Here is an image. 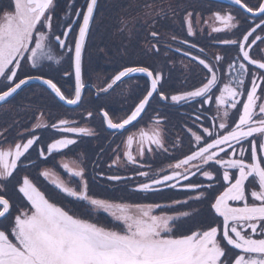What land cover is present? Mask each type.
I'll return each mask as SVG.
<instances>
[{"label":"snow or ice","instance_id":"1","mask_svg":"<svg viewBox=\"0 0 264 264\" xmlns=\"http://www.w3.org/2000/svg\"><path fill=\"white\" fill-rule=\"evenodd\" d=\"M231 3L237 6L238 11L251 14L259 22L244 32L241 39L220 41L237 49V56L227 63L226 70L223 67L225 57L221 55L214 57L215 63L193 56L205 71L201 86L168 96L158 88V85L162 87L160 73L148 67L126 66L106 87L99 89L107 92L117 82L137 73L145 74L150 81L146 94L120 122H114L109 112L101 109L107 128L114 133H122L127 126L139 123L154 94L172 105L198 101L203 108L214 103L216 115L212 120L220 122L203 127L202 131L188 129L190 140L195 145L190 154L176 158L174 163L167 165V169L155 172L141 170L145 167L151 169V165L140 163L147 153L169 151L165 145L162 121L157 114L150 128H141L138 133L129 134L124 141L123 158L129 165H139L133 175L106 177L108 181L125 186L133 184L132 191L136 193L156 195L165 188L203 190L195 198L189 196L187 200H173L171 204L115 202L89 194V182L83 166L77 164L70 168L68 163H63L64 169L79 178V187L55 179L50 182L64 194L65 199L70 198L85 208L89 216L103 210L119 222L114 227H106L51 202L45 192L28 175H24L18 182V192L30 208L19 212L8 229H0V264H264V49H261V59L252 55L253 46L259 48L257 41L264 44V35L256 34L258 29L264 32V0H259L256 6H249L243 0H231ZM96 6L97 0H86V10H81L70 2L61 24L63 27L66 23L67 27L57 35L52 31L55 0H14L12 10L4 11L0 16V102H7L22 87L39 81L59 101L78 106L86 87L82 73L83 51ZM74 8L75 16H82V22L78 25V33L69 40L76 23L70 20ZM195 18L193 12H187L183 19L189 37L197 35ZM203 23L211 35L237 28L239 22L231 11L212 10ZM152 35L155 37L157 34L153 32ZM53 41L56 47L66 51L74 67V94L71 98L52 78L18 76L24 64L37 71L45 62L60 64L64 54H55ZM181 43L189 44V41L184 39ZM189 47L195 49L197 45L191 43ZM199 51L203 53L204 49ZM225 71L227 82L221 75ZM71 75L73 73H64L65 77ZM87 115L91 117L93 114L88 112ZM47 127L38 122L26 142H16L7 149H0V181L7 182L13 178L22 158L27 159L26 154L40 140L34 134L35 130ZM50 127L61 134L94 135L92 129L70 126L65 119ZM76 142V139L62 136L48 143L46 149L41 148L38 155L47 159ZM120 160L121 156L117 155L112 165ZM215 166L222 169L220 179L213 171L206 170ZM197 173L213 183L205 185L190 181L189 176L194 177ZM41 175L48 178L50 172L46 169ZM136 178L142 179L137 181ZM181 181L189 182L181 184ZM215 184L222 188L219 194H215ZM3 188L4 184L0 183V191ZM208 190H212L213 197L209 201L210 222L199 221L195 230L189 228L181 233V224L194 219L199 211L169 214L168 209L175 205L187 206L193 199L204 201ZM10 207V201L0 195V218L7 219Z\"/></svg>","mask_w":264,"mask_h":264},{"label":"trees","instance_id":"2","mask_svg":"<svg viewBox=\"0 0 264 264\" xmlns=\"http://www.w3.org/2000/svg\"><path fill=\"white\" fill-rule=\"evenodd\" d=\"M98 0V4L94 13V18L91 23L89 34L86 39L85 48L83 51L82 58V73L85 85L83 92L82 102L76 109H67L60 105L46 90L36 85H27L23 87L10 101L0 107V146L5 144H13L20 139L17 136L18 133L28 130L29 126L36 119L38 115H44L49 120L48 127L35 130V135L40 137L39 142L33 146V149L29 150V154H26L27 159L22 158V163L18 165V169H21L23 165L28 162L29 156L33 157L39 153L41 148L46 149V145L51 143L54 139L59 137L54 129L50 127L51 124L61 119L68 120L72 125L82 127L87 124L95 131L94 136H77L76 144L63 150L60 154L61 157H72L77 154L86 155L85 168L88 171L96 170L99 168H106L111 162L106 159L100 166L102 156L107 153H111L116 141L121 136L117 134L111 139L113 134L108 133L104 130L102 120L99 116L101 109L108 111L110 117L114 121H120L124 119L127 113L134 109V106L141 99V90H138L137 83L131 79H126L117 84L111 91L103 94H96V91L92 89H102L111 82V79L126 66H138L140 64H149L152 59L159 58L162 56V48H160V54H156L152 49V44L156 42L153 38V29L149 28L148 24L141 25L138 22L140 14L145 15L150 12L149 10H155L156 5H152L151 2L160 0ZM70 2H74L75 8L81 5V8H85L86 0H56L55 10L53 12V22L57 26V30L54 32L57 35H61L67 24L64 23L61 26L68 6ZM165 2L163 8L158 9V14L167 13L169 9L174 8L175 11V34L176 39H183L184 25L183 16L187 12H196L201 8V3L212 2L210 0H161ZM247 4L258 5L259 0H243ZM151 4V7L148 6ZM8 5L6 0H2L0 3V9ZM137 5V6H136ZM142 5V6H141ZM250 6V5H249ZM142 7V8H141ZM150 7V8H149ZM75 8L72 10V15L75 14ZM125 14L129 15L126 17ZM167 14H164L165 18ZM122 17V18H121ZM132 18H135L132 20ZM80 18L78 19L79 23ZM134 21V25L131 27V32L127 33L126 28L118 29L119 23L126 22L130 24ZM73 28L70 33L69 40L76 34L77 26ZM151 23H149L150 25ZM168 24H165L166 28ZM122 25V24H121ZM128 26V25H126ZM122 28V26H121ZM161 34V32H160ZM166 35V34H163ZM184 40V39H183ZM175 56L176 61L184 58L183 53L186 49L182 46L176 45ZM180 49V51H177ZM199 47L195 49L191 48L190 61L193 66H198V60H194L193 56H199ZM65 53V50H60L59 53ZM200 58V57H199ZM200 66V65H199ZM72 73L71 61L68 56L58 64L45 62L44 66L39 71L31 68L30 65L24 64L21 71L18 73L19 78H24L26 75H43L45 78H52L54 82L58 83L61 90L69 98L72 97L74 92V83L72 75L65 77V72ZM188 72L192 74V83H200V72L191 68ZM187 74L183 75L182 70L176 69L175 72V85L176 89L183 88L184 79ZM136 79V77H133ZM125 82V83H124ZM129 83L128 89L125 87L126 83ZM160 106L157 114L162 121L163 135L165 139V145L169 149L168 153H174L173 160L181 157L185 153L194 149L195 145L190 140L189 128L193 131L199 129L202 131L203 127H209L212 123V110L205 112L204 109L212 107L211 105H204L203 108L198 101H192L191 103H185L175 105L174 113L167 110V103L157 102ZM153 101L150 103L147 113L144 114L141 120L154 121V110L152 108ZM92 112V116L88 117L87 113ZM130 114V113H129ZM199 117V120L197 119ZM137 126V125H136ZM134 128V127H133ZM136 128V127H135ZM31 134V133H30ZM30 134H25L21 138L30 137ZM117 139V140H116ZM175 145V147H173ZM168 153H162L158 157V164L160 168L164 163L171 162V158ZM38 161L43 160L38 158ZM148 161V163L146 162ZM145 163L152 166L155 161L152 158L147 157ZM48 163H54L48 161ZM17 169V170H18ZM213 171L217 179L222 176V170L215 166L208 168ZM90 177V176H88ZM91 178V177H90ZM192 182H202L205 185L213 183L207 181L206 178L201 176L199 173L196 176L189 178ZM189 181H185L182 184H186ZM93 186L92 194L99 198H112L114 196L113 190L116 188H109L107 186H99L95 183H91ZM215 194H219L222 188L215 184ZM186 190V189H164L161 193L156 195H149L143 199L144 201H173V200H187L189 196L195 198L199 191ZM207 199L204 201H196L195 199L190 200L188 205L191 210H198L199 215L194 219H191L190 227L193 230L199 227V221L205 223L210 222L211 216L209 215V201L212 200V190H208L206 193ZM183 209V206L180 207ZM189 222V221H188ZM185 227V226H184ZM188 228V229H189ZM181 229L180 232H183ZM187 231V230H186Z\"/></svg>","mask_w":264,"mask_h":264},{"label":"flooded vegetation","instance_id":"3","mask_svg":"<svg viewBox=\"0 0 264 264\" xmlns=\"http://www.w3.org/2000/svg\"><path fill=\"white\" fill-rule=\"evenodd\" d=\"M8 2V7L12 9V4L14 3V0H6ZM2 0H0V3ZM86 5V3H85ZM151 5V4H150ZM250 6H254L255 4H249ZM142 6V5H141ZM77 8H80L81 10H84L81 8V5L78 6ZM142 8V7H141ZM212 10H221V11H231L233 15L236 16L238 23L237 28H233L231 30H223L220 33H212L209 35L210 29L206 24L203 23L204 20L208 19V16L210 15V11ZM175 9L171 8L167 13L165 18L164 14L160 13L158 14V9L155 10H149L147 12H150L145 15L140 14V19L138 22H141V25L148 24L149 28L153 29L157 35L153 37L156 42H154L151 46L152 49L156 54H160V48H162V56L157 57L152 59L151 63L149 64H140L138 66L140 67H148L150 70L154 72H158L162 75V80L161 84L158 85V88L160 91H163L166 95L170 96L172 94H177L183 91L187 90H193L195 87L201 86L202 79L205 76V71L202 70V66H193L191 63L190 55H191V48L189 47V44L195 43L197 47L203 48L204 52L201 53L199 51V57L206 59V61L210 63H215L214 57L216 55H221L225 57V61L223 62V67L226 70L227 69V63L230 62L232 59H234L237 56V49L232 46V45H225L223 43H220V41L225 40V39H241L242 34L246 32L247 30L250 29V27L254 26L256 23L259 21L255 18H251L243 14L241 11H238L237 8L231 7L230 5L222 4V3H216V2H204L201 3V8L199 11L193 12L195 15V19H198V27L196 28L197 35L189 37L187 36L186 33V26H184V34L185 37L183 39H187L189 41V44H183L181 41L183 39H173V37H177L175 34ZM198 14V15H196ZM186 13L183 16V19L185 17ZM79 17H76L75 14L72 16V20H75L76 23L74 24L73 28L76 26L78 23ZM149 23H151L149 25ZM168 24V27L166 28L165 24ZM56 24H53L52 31L55 32L57 30ZM202 30V31H201ZM161 32V34H160ZM166 34V35H163ZM257 35H264V32H261L259 29L257 30ZM62 38V37H61ZM251 39V38H250ZM257 44L259 45V48H256V46H253V49H255L252 52L253 58L256 59H261V49H264V44H260L259 41H257ZM176 45L182 46L184 49H186L183 53L182 59L176 61V50L177 48ZM158 49V50H157ZM189 53V55H185V53ZM180 69L184 74H187V77L184 79V85L183 88L176 89L175 85V72L176 69ZM191 68L196 69V70H201L200 72V83H192V74L188 72ZM224 78V82H227L228 79V74L225 71L224 73L221 74ZM134 76L132 75L129 80L131 79L133 82L137 83L138 85V90H141V99L144 94H146V89L150 86L148 79L141 73H138L136 79L133 78ZM127 80H125L126 82ZM124 82V83H125ZM129 83L127 82L125 84V87L128 89ZM222 87V84L220 85ZM94 91H96V94H103L101 91H97L92 87ZM218 94V93H217ZM153 101V110H154V115L157 114L158 108L160 109V106L158 105V101L162 103H167V110L171 113H174L175 111V105H172L170 102H165L161 101L159 99L158 95H154V98L150 101V103ZM139 102V101H138ZM149 108V106H148ZM148 108L146 109V112L148 111ZM101 112V111H100ZM130 111L127 113L129 115ZM125 116V118L127 117ZM41 115H38L36 119L33 121V123L30 124L28 130H24L23 132H20L17 134V136H20V139L16 142H26L27 138H30L27 136V138H21L25 134H30L32 131V127L36 123L37 118L40 117ZM144 116V115H143ZM215 116L212 114L211 117ZM156 118V117H152ZM238 118V117H236ZM44 119V118H43ZM122 120V119H121ZM120 120V121H121ZM48 119L46 120V125H48ZM114 121V120H113ZM120 121H114V122H120ZM217 125L218 120L214 121ZM55 123H58L56 121ZM153 122H149L146 120H139V123H136L132 127L128 128L126 131H123L121 136L117 138L116 144L112 149L111 153L104 154L102 156V161L100 162V166L103 164V162L108 159H111V162L108 164V167L102 169H96V170H86L85 164L86 160L85 157L86 155L84 154H77L72 157H61V152L59 153H54L51 156H48L47 159L44 157H39V155H35L33 157L29 156L30 158L28 159V162H26L21 169H18L16 172L13 174V178H9L7 182L0 181V183L4 184V188L2 191H0V195H3L6 199L10 201V215L7 214V219H2V222H0V229H8L11 225V223L14 220V217L19 214L21 211H27L30 208V205H28L27 201L25 198H23L22 194L18 192V182L22 179L24 175H28L30 179L33 180V182L42 190L45 192L46 196L51 200V202L56 203L58 206L64 207L66 210H71V212L77 216H82L84 218H89L93 220V222H96L100 225L106 226V227H114L119 224V222H116L113 220V218L103 210H99L96 213H93L91 216L88 215V212L85 208L81 207L80 205H77L71 201V199H65L64 194L60 193L58 189H55V185H53L50 181L55 179L58 181H62L69 186H74V187H79L77 184V181L79 178H76L72 176L66 169L63 167V163H68L70 165H73L76 167L77 164L80 166H83L86 170V175L87 179L89 182V194L96 197L95 195L92 194V184L95 183L99 186H107L110 189L111 188H116L113 190L114 196L112 198H106L110 201H115V202H127V203H161V204H171L172 201H144L145 197H148L151 195L150 193H136L132 191L133 184H128L125 186L123 183H118L114 181H108L106 179L107 176L109 175H120V176H132L135 169L139 167V165H129L127 164L126 160L123 158V149H125V144L124 141L126 140L127 136L131 133H138L139 129L144 128L148 129L150 128ZM137 125V126H136ZM134 127V128H133ZM136 127V128H135ZM42 129V128H39ZM36 129V130H39ZM55 130V129H54ZM56 131V130H55ZM57 134H59L58 138H62L64 136L63 134L59 133L56 131ZM23 134V135H21ZM113 136H111V139L114 138L115 135L118 133H111ZM74 136L68 137V138H73L76 139L77 141V135L73 134ZM57 139V138H56ZM16 142L13 144H5L3 146H0V149L3 147L11 146L14 145ZM72 146V145H70ZM69 146V147H70ZM119 146V147H118ZM65 150V149H64ZM190 154V151L185 153ZM117 155L121 156V160L118 162L116 165H112V161L116 158ZM163 154H157V153H147L146 157L142 160H140V163H145L147 157L152 158L155 161V164L152 166V170H150L148 167H145L141 170L145 171H151L155 172L159 169H167V165L169 163H174L175 160H173L174 153H168L169 157L171 158V162L169 163H164L162 167L160 168L158 164V157ZM182 155L179 158H183ZM223 157V154H221ZM38 158H42L43 160L38 161ZM140 159V158H138ZM54 163H48V161H53ZM148 163V161H146ZM146 164V163H145ZM112 165L111 167H109ZM150 165V164H146ZM219 168V166H218ZM49 170L50 176L48 178H45L41 175V173L44 170ZM208 170V169H206ZM222 170V169H221ZM193 171H195L193 169ZM90 176V177H88ZM191 175L189 176V178ZM142 178H136L137 181L141 180ZM185 181H181V184ZM167 189V188H165ZM99 198V197H97ZM103 199V198H101ZM105 199V198H104ZM181 205H175L173 208L168 209L169 214H172L173 212H181V211H191L190 206H183V209H180ZM160 210H157V213H159ZM189 221V222H188ZM190 222L191 219L185 220L181 226L180 230L184 229L183 232H186L188 228L190 227ZM185 226V227H184ZM189 226V227H188ZM182 233V232H181ZM180 234V233H177Z\"/></svg>","mask_w":264,"mask_h":264},{"label":"rangeland","instance_id":"4","mask_svg":"<svg viewBox=\"0 0 264 264\" xmlns=\"http://www.w3.org/2000/svg\"><path fill=\"white\" fill-rule=\"evenodd\" d=\"M135 0H132V3L134 2ZM152 1V0H151ZM151 1H149V2H151ZM140 2V0H138V3ZM151 4L152 5H156V8H158V9H161V8H163L165 5H163V4H165V2H161V0L160 1H154V3L153 2H151ZM137 6V5H136ZM148 6H150L151 7V5H148ZM149 7V8H150ZM126 16H129V15H127V14H125V16H122V17H126ZM121 17V18H122ZM135 18H132V20H134ZM134 21H136V20H134ZM134 21L132 22V23H130V24H127L126 22H123V23H119V26H118V29H123V28H126L127 30H126V36L128 37V35H127V33H129V32H131V27L134 25ZM122 24V25H121ZM126 25H128V26H126ZM121 26H122V28H121ZM199 28L198 27V19H195L194 20V28ZM53 47H54V50H55V54H57L58 56L60 55V53L58 52L59 50H58V48L56 47V45L53 43ZM61 54H64L63 55V60H64V58L67 56V54H65V53H62L61 52ZM62 60V61H63ZM61 61V62H62ZM54 65H58V64H55L54 63ZM212 114H214V115H216V111H215V109L213 110V112H212ZM44 118V119H43ZM37 120L38 121H36V123H38V122H42L43 124H46V120H47V118H46V116H44V115H41L40 117H38L37 118ZM218 120V119H217ZM220 121L218 120V123H219ZM35 123V124H36ZM34 124V125H35ZM152 126V125H151ZM151 126H149V127H151ZM82 127H86V128H90V127H88V125L87 124H85V125H83ZM33 128V127H32ZM90 129H92L93 130V132H94V129L93 128H90ZM10 146H7V147H3V148H1V149H7V148H9ZM153 148H155V146L153 145L152 146ZM123 151H124V149H123ZM133 153L135 154L136 153V145L134 144L133 145ZM139 158V157H138ZM69 167L70 168H75V166H73V165H70L69 164Z\"/></svg>","mask_w":264,"mask_h":264},{"label":"water","instance_id":"5","mask_svg":"<svg viewBox=\"0 0 264 264\" xmlns=\"http://www.w3.org/2000/svg\"><path fill=\"white\" fill-rule=\"evenodd\" d=\"M215 1H219V2H223V3H226V4H228V5H231V6H234V7H236L237 8V6H235V5H233L232 3H231V0H215ZM86 10V9H85ZM244 14H246L247 16H249V17H252L251 16V14H247V13H244ZM253 18H255V17H253ZM82 22V21H81ZM78 33V32H77ZM72 73H73V80H74V67H73V65H72ZM145 77H146V75L145 74H143ZM147 78V77H146ZM148 79V78H147ZM148 82H149V85H150V81H149V79H148ZM117 83H119V82H117ZM30 84H35V85H39V86H41V87H43L44 89H46L45 88V86H43V85H41L40 84V82L39 81H32ZM19 91V90H18ZM48 91V90H47ZM49 92V91H48ZM15 95V94H14ZM53 96V95H52ZM54 97V96H53ZM12 98V97H11ZM11 98H9V100L11 99ZM55 98V97H54ZM60 104H62L64 107H66V108H71V109H73V108H76V107H78V106H73V105H66V104H64L63 102H61V101H59L58 100V98H55ZM8 100V101H9ZM7 101V102H8ZM6 102H0V106L1 105H3V104H5ZM101 116H102V114H101ZM103 118V117H102ZM103 122H104V120H103ZM135 123V122H134ZM133 123V124H134ZM130 126H132V125H129V126H127V128L128 127H130ZM104 127H105V129L107 130V131H109V132H113V130H111V129H108L107 128V126H106V123L104 122ZM0 219H2V218H0Z\"/></svg>","mask_w":264,"mask_h":264}]
</instances>
